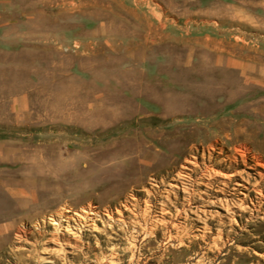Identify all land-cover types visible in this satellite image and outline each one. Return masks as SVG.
<instances>
[{
    "label": "rangeland",
    "instance_id": "rangeland-1",
    "mask_svg": "<svg viewBox=\"0 0 264 264\" xmlns=\"http://www.w3.org/2000/svg\"><path fill=\"white\" fill-rule=\"evenodd\" d=\"M241 147L254 212L177 206L171 242L162 230L111 240L107 211L116 221L156 191L160 219L188 161L195 181L215 163L227 173ZM257 163L264 0H0V264H264ZM89 210L96 227L81 228L74 215Z\"/></svg>",
    "mask_w": 264,
    "mask_h": 264
},
{
    "label": "bare ground",
    "instance_id": "bare-ground-1",
    "mask_svg": "<svg viewBox=\"0 0 264 264\" xmlns=\"http://www.w3.org/2000/svg\"><path fill=\"white\" fill-rule=\"evenodd\" d=\"M243 68L244 67H241L242 70ZM238 151L241 152V155H240L241 160L240 161L237 160L236 157H234V159H228L229 167L227 168V171L229 172L226 171L227 173H224V171L222 172L221 170L215 169L217 167L221 168L224 165L223 162L215 163L213 164L212 167L205 166L203 170L200 171L199 177L197 178L196 181L192 177L194 175L195 176L198 175L197 169H192L191 167L196 168L197 163L195 161L194 162L188 161L187 163H189L191 167L184 166L183 169H186L187 171H189V173L179 172L177 174L178 179L177 180L173 179V181H175V184L173 185L171 184L173 189L175 190L172 192H169V194L167 193V195L163 197L164 201L161 200V203L159 204L161 205V208L159 211L160 219H158L156 216H155L156 220L152 219L153 208L157 209L155 205L151 203L153 202V199L155 200L156 196H158L156 191L152 193L146 192V198L145 200H143V205H144L143 207H141L140 205L141 201L139 202L137 199H134L133 203L126 202L123 205H121V208H117L115 210V213L118 216V219L116 221L114 219L115 217H113V213L110 211H107V214H106L107 228L110 229L113 232V234L116 236L111 240L118 238L115 241L117 242L122 241L123 238L122 237L119 238V234H122L123 236H125L128 233L130 234L135 233L136 237L139 235H143L145 238V240L144 239L143 240L146 243H150V242H153L152 238H155L156 236L158 237V235H156L157 232H159V230H162L167 235L166 236L167 243L171 242L173 239L178 238L176 236L172 237L169 234L171 230H175L176 233H178V230L181 228L179 223H175L177 222L176 220L180 218L181 213L177 212L176 214H170L169 212L171 208H175L177 206H182V208L184 209L182 212L183 213L186 212L187 214L194 213L191 211L192 206H193L192 208L195 207L196 209L198 208L202 209L203 208L202 204L205 205L204 207H209V206L219 207L220 209H224L226 212H230L231 214H234V215L237 214V217H239L240 219H243L244 215L251 214L252 212H254V209H250L249 207L245 206L247 201H249L252 204V200L250 199L251 190L248 187V185H250V176L248 173H246V171L244 172V171L237 170V168L246 165L247 160H245L244 155L246 154L247 149L245 147H241V149H239ZM209 159L211 160V157ZM208 162H211V161H208ZM257 166L264 168L263 164L257 163ZM252 167L249 166L250 169ZM201 187H204L205 191L199 194L198 190ZM252 191L255 192L258 196H262L263 197L262 199H264V196L262 195L260 190L253 189ZM180 192L183 193V197H184L183 201L185 203H183V205L182 203H180V200H181ZM238 194H241L244 197L238 200L235 199L233 201V199ZM219 197H223V199ZM226 197H230L233 199L227 200L225 199ZM159 198H162V197L159 196ZM262 202L263 201H260V204H263ZM184 206H187L188 209H185ZM196 212L198 213V211ZM126 213L130 214V217H133L128 222L125 221V218H124V215ZM82 214H86V215L84 216ZM82 214L75 213L74 215L79 220V226L82 225L81 222H83V225H87V223L90 222L91 226L96 227L94 223L96 221L95 218L98 217L97 212H95L94 210H89V211H82ZM201 214H204V212L202 211ZM169 216H172V217H169ZM57 218H59L60 220L64 222L77 221V219L75 220V218L68 215L67 210L59 212L57 214ZM165 218H169L171 219V221H166L164 220ZM213 218L214 216L210 217L209 222L212 221ZM127 219H130V218H127ZM202 221H204L205 223L208 222L206 220H202ZM54 223L58 224V222L56 221ZM206 231H207L206 229L202 231L203 235L200 236L201 239H203L204 236H206ZM17 236L21 238V232L18 233ZM181 236L183 237L184 234Z\"/></svg>",
    "mask_w": 264,
    "mask_h": 264
}]
</instances>
